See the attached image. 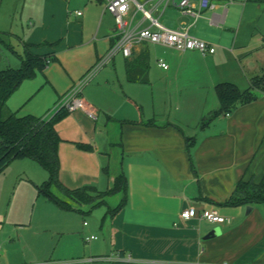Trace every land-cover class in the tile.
Here are the masks:
<instances>
[{
    "label": "crops",
    "instance_id": "crops-1",
    "mask_svg": "<svg viewBox=\"0 0 264 264\" xmlns=\"http://www.w3.org/2000/svg\"><path fill=\"white\" fill-rule=\"evenodd\" d=\"M28 3L31 10L25 16L26 24L21 18L0 26V41L16 42L23 53L28 47L34 55L55 57L41 75L50 86L52 103L59 102L111 48L115 18L105 11V0H26ZM239 3L243 12L237 30L226 29L230 7L221 27L209 24L206 18L211 12L201 19L207 27L221 31L223 46L210 41L217 47L215 54L180 53L165 47V56L152 65L150 46L160 45L145 43L136 47L130 58L116 56L97 74L100 85L104 80L120 84L124 93L131 95L132 104L127 103L135 114L98 105L92 96L82 94L96 112L97 128L102 130L84 140L92 144L93 153L78 156L95 163L99 178L103 177L101 171H106L113 186L116 177L124 174L128 190L125 207L114 215L109 211L115 208H109L98 226L82 230L86 238H97L86 242L91 243L86 248L81 239L79 245L64 241L70 233L68 214L72 211L55 205L61 221L56 228L60 237L53 240L58 245L54 253L27 258L24 253L4 250L0 264H264V205L228 204L240 181L258 184L264 178V89L255 90L251 102L200 126L202 119L220 106L218 85L230 83L244 92L252 80L264 77V23L253 32L260 34L256 42L239 34L254 16L264 19V0H236L234 4ZM177 20L176 25L190 22L182 16ZM144 51L149 54V83L129 82L126 64ZM161 60L168 70L159 66ZM157 80L166 82L168 101L149 110L145 100L131 94V85H150ZM7 105L20 117H40L21 115L9 101ZM113 116L122 120L112 125ZM56 130L59 133L57 126ZM67 173L61 164L60 181L70 190L100 187L101 180L94 179L92 170L84 174L74 167L72 175ZM188 208L199 213L215 210L230 223L185 221L181 213ZM216 228L221 233L209 237ZM23 230L24 224L16 225L20 239Z\"/></svg>",
    "mask_w": 264,
    "mask_h": 264
},
{
    "label": "rangeland",
    "instance_id": "rangeland-1",
    "mask_svg": "<svg viewBox=\"0 0 264 264\" xmlns=\"http://www.w3.org/2000/svg\"><path fill=\"white\" fill-rule=\"evenodd\" d=\"M25 1L0 0V26H6L9 23L15 24V22H20L21 18L23 23L26 24L25 16L31 10V7L30 3L26 5ZM235 7L241 8L236 10ZM230 10L226 29L237 30L242 20L243 5L241 3L233 4L230 6ZM205 14L206 17L210 16L208 12ZM179 16L180 14L175 9L170 8L161 18V22L167 27H175ZM263 23L264 19L257 15L254 16L250 23L242 26L243 32L239 31L241 38L244 37L247 40L256 42L260 34L256 31V34L253 35V32L256 28H260ZM247 25H249V28H246ZM220 33L221 31L216 30V28L207 27L203 20H200L191 31V34L198 38L223 46L224 44L219 37ZM2 41H0V66L3 69L20 68L19 56L23 54L22 47H18L14 41ZM166 52L167 48L163 46H150L151 64H156L157 59L163 58ZM160 75V71L156 70L155 77L159 78ZM97 76L86 83L82 94L92 96L98 105L115 108L122 113L133 116L135 113L129 107L130 104L127 103V101L131 103L129 100L131 95L124 93L120 84L115 86L112 82L104 80V83L100 85V83H97ZM131 87H133L131 94H137L139 98L145 100L149 110L158 109L167 104L169 91L164 81L157 80L150 85H131ZM50 94V86L43 79L41 73H38L35 78L25 80L22 83L20 88L10 97L9 103L12 104L14 110H20L21 115L33 114L49 120L58 112L56 107L59 103L58 101L52 103V98L49 97ZM112 119V125L118 124V121L122 120V118L115 116ZM99 124V118L94 119L86 113L75 111L58 122L57 128L63 139L60 148L61 164H65L67 174L72 175L71 172L74 167L84 174H87L88 170H92V174H95L94 179L96 181L101 180L100 187L96 185L95 187L105 192L113 186L112 180L108 179L106 171H101L103 177H101L102 179L99 178L100 174L97 175L99 172L95 163L88 162L80 158L82 156H78L84 155L83 153H93L81 146L92 145L84 140L102 130V128H97ZM48 178V173L38 163L28 159L14 161L0 174V253L4 250L7 253H21V255L24 253L27 258H33L38 253H54L58 245L57 243L53 244V240H58L60 237V235H57L56 228L61 219L54 212L56 209L55 204L39 193V187ZM74 179L78 180V178ZM108 183L111 184L110 188H108ZM52 191L58 197L66 199L58 189L52 188ZM122 199V194L107 197V205L98 208L71 202L74 210L68 214L71 219L69 222L70 231H68L70 233L65 234L64 241H68V243L72 241L75 245H79L81 239L82 246L90 248L91 243H86V236L82 235L84 234L82 230L98 226L108 209L116 208ZM17 224H24V230L21 232L22 239L15 231ZM95 236L98 237V234ZM22 240L26 243L21 242Z\"/></svg>",
    "mask_w": 264,
    "mask_h": 264
},
{
    "label": "trees",
    "instance_id": "trees-1",
    "mask_svg": "<svg viewBox=\"0 0 264 264\" xmlns=\"http://www.w3.org/2000/svg\"><path fill=\"white\" fill-rule=\"evenodd\" d=\"M104 1V0H95ZM21 67L3 69L0 66V174L14 161L29 159L38 163L49 175V178L39 187V193L64 211H73L71 202L80 205H90L98 208L107 205V197L123 194V199L117 208L109 214H116L127 203V180L124 174L116 177L112 189L100 192L94 187H83L76 190L66 188L60 181L61 162L59 148L62 138L56 130L58 122L70 114L60 109L49 120L45 117L32 115L20 117L11 111L7 105L10 97L20 88L25 80L33 79L38 73H43L50 62L51 56L32 54L28 47L19 56ZM127 79L137 84L149 83V54L147 51L129 60L126 64ZM251 87L241 92L235 85L223 83L216 87L220 106L218 110L205 116L200 126H206L221 114L231 112L240 104L251 102L256 97L257 89H264V77L252 80ZM91 150L89 146H81ZM58 189L65 200L53 193ZM231 206L264 205V178L256 184L240 181L228 201Z\"/></svg>",
    "mask_w": 264,
    "mask_h": 264
},
{
    "label": "built area",
    "instance_id": "built-area-1",
    "mask_svg": "<svg viewBox=\"0 0 264 264\" xmlns=\"http://www.w3.org/2000/svg\"><path fill=\"white\" fill-rule=\"evenodd\" d=\"M236 0H105V11L115 18V32L113 43L108 52L96 65L79 81L62 99L56 109H65L69 113L83 111L96 119V112L89 108L83 99L82 91L92 78L107 67L118 55L125 58L132 56L133 50L145 43L171 48L180 53L197 51L203 56L215 54V44L191 34L205 13L211 12L206 18L211 26L221 27L226 23L229 7ZM170 8L175 9L180 16L189 18L190 22L181 21L175 27H167L161 18ZM218 9L221 11L218 12ZM78 16L82 12L76 13ZM164 70L169 67L164 61H159ZM181 218L205 220L212 224L230 223L215 210H204L199 213L195 208L182 211ZM86 225V223H85ZM87 237L86 241L96 240ZM1 262V259H0Z\"/></svg>",
    "mask_w": 264,
    "mask_h": 264
},
{
    "label": "water",
    "instance_id": "water-1",
    "mask_svg": "<svg viewBox=\"0 0 264 264\" xmlns=\"http://www.w3.org/2000/svg\"><path fill=\"white\" fill-rule=\"evenodd\" d=\"M220 233H221V229H220V228H216L215 230H213V231L209 234V237H210V236H212V237H216V236H218Z\"/></svg>",
    "mask_w": 264,
    "mask_h": 264
}]
</instances>
